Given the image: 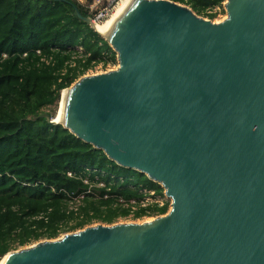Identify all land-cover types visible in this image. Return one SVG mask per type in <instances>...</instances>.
<instances>
[{"label": "water", "instance_id": "1", "mask_svg": "<svg viewBox=\"0 0 264 264\" xmlns=\"http://www.w3.org/2000/svg\"><path fill=\"white\" fill-rule=\"evenodd\" d=\"M50 1L104 39L118 67L64 89L62 120L49 123L160 185L170 206L3 264H264V0H226L217 23L170 0H133L106 36L70 1Z\"/></svg>", "mask_w": 264, "mask_h": 264}, {"label": "trees", "instance_id": "2", "mask_svg": "<svg viewBox=\"0 0 264 264\" xmlns=\"http://www.w3.org/2000/svg\"><path fill=\"white\" fill-rule=\"evenodd\" d=\"M68 1L92 18L87 8L92 0ZM170 1L202 16L222 0ZM76 47L82 55L70 68ZM99 62L115 63V52L67 5L0 0V260L93 223L167 212L169 202L131 212L130 201L140 200L144 191L162 196L160 185L49 123L55 110L42 113L58 107L62 91Z\"/></svg>", "mask_w": 264, "mask_h": 264}, {"label": "built area", "instance_id": "3", "mask_svg": "<svg viewBox=\"0 0 264 264\" xmlns=\"http://www.w3.org/2000/svg\"><path fill=\"white\" fill-rule=\"evenodd\" d=\"M77 1L81 4H85V0H77ZM120 1L121 0H92V3L87 6V8L89 9V13L92 16L91 19L95 23H101L112 13L113 9ZM225 4H226V0H222L221 3L218 5H212V6L205 8L204 14L200 17L216 23L217 21L223 18L222 13L226 14ZM37 53L39 54L40 52L37 51ZM81 55H82V49L79 47H76L74 49V53L72 54L71 60L68 62V66L70 68L74 67L75 60L80 59ZM41 60L43 61L44 58H42ZM110 65L111 63H106L104 65V62H99L97 65L95 64L91 68H89L86 72L90 73L91 75H95L97 74V72H95L94 74V71H97V69L99 68L100 70L103 69V66L106 69H108ZM65 70L66 69L63 70V73L65 72ZM162 194H163L162 196H156L154 191H144V196L140 200L130 201L129 206H130L131 212L136 211L138 208H145L149 205L163 206L165 203L169 202V199L166 197L164 190ZM132 214L133 213H131L128 218L133 219ZM141 218H149V216H143Z\"/></svg>", "mask_w": 264, "mask_h": 264}, {"label": "bare ground", "instance_id": "4", "mask_svg": "<svg viewBox=\"0 0 264 264\" xmlns=\"http://www.w3.org/2000/svg\"><path fill=\"white\" fill-rule=\"evenodd\" d=\"M132 1L133 0H121L117 4V6L115 7L113 13H111V15H109L105 21H102L101 23L95 24V27H94L95 30L100 35L106 36L110 32V30L113 28V25L115 24L116 20L119 18V16H121V14L123 12H125V10L128 8V6L131 4ZM63 96H64V94H63ZM54 120H53L54 122H60L62 120V101L59 105V112L57 113ZM145 219L147 220L148 218H145ZM149 220H151V219H149ZM146 222H150V221H146ZM5 258L1 261L0 264L4 263Z\"/></svg>", "mask_w": 264, "mask_h": 264}, {"label": "rangeland", "instance_id": "5", "mask_svg": "<svg viewBox=\"0 0 264 264\" xmlns=\"http://www.w3.org/2000/svg\"><path fill=\"white\" fill-rule=\"evenodd\" d=\"M181 5H183V6H187V5H185V4H181ZM117 6V5H116ZM115 6V7H116ZM115 9V8H114ZM114 9H113V11H114ZM113 11H112V13H113ZM111 15V14H110ZM200 17V16H199ZM222 19H220L218 22H221V20H224L225 18H226V14L225 13H222ZM106 20V19H105ZM104 20V21H105ZM217 23V22H216ZM97 65V64H96ZM113 67H115V68H113ZM118 67V62H117V59H116V62L115 63H112L110 66H109V68L108 69H106L104 66H103V69H101L100 70V68L99 69H97V71H94V74H95V72H97V74H101V73H104V72H107V71H110L111 69L112 70H115L116 68ZM87 75H91L90 73H87V72H85L83 75H80L73 83H75L76 81H78L80 78H82L83 76H87ZM72 83V84H73ZM71 84V85H72ZM70 85V86H71ZM59 105H60V102H59V104H58V107H56L55 109L54 108H45V109H43L42 110V113L43 114H49L50 112H52L53 110H55L54 112H55V115H57V113L59 112ZM56 117V116H55ZM55 119V118H54ZM55 121V120H54ZM76 204H79L78 202H76ZM169 206H170V200H169ZM168 210H169V207H168ZM167 210V211H168ZM157 217V216H156ZM155 217H149L147 220L145 219V218H140V219H130V218H126V219H122V220H118L116 223H143V222H145V221H151V220H153ZM145 219V220H144ZM149 219H151V220H149ZM96 224H101V223H93V224H91V225H88V226H86V227H89V226H93V225H96ZM82 230V229H81ZM77 231H79V230H77ZM77 231H75V232H77ZM75 232H69V233H75ZM69 233H64V234H61L58 238H56V239H59V238H61L63 235H65V234H69ZM41 241H44V240H41ZM40 242V241H39ZM37 242H35V243H33V244H30V245H28V246H25V247H21V248H19V249H23V248H27V247H30V246H32V245H34V244H36ZM19 249H17V250H19ZM14 251H16V250H14ZM12 252V251H11ZM0 263H1V261H0Z\"/></svg>", "mask_w": 264, "mask_h": 264}, {"label": "clouds", "instance_id": "6", "mask_svg": "<svg viewBox=\"0 0 264 264\" xmlns=\"http://www.w3.org/2000/svg\"><path fill=\"white\" fill-rule=\"evenodd\" d=\"M90 19H91V18H90ZM62 92H63V91H62ZM61 95H62V93H61ZM60 99H61V97H60ZM55 116H56V115H55ZM54 118H55V117H54ZM54 118H53V119H54ZM51 120H52V119H51ZM4 257H5V256H4ZM4 257H3V258H4ZM3 258H2V259H3ZM2 259H1L0 261H2Z\"/></svg>", "mask_w": 264, "mask_h": 264}]
</instances>
